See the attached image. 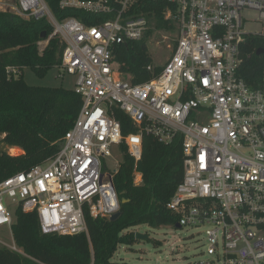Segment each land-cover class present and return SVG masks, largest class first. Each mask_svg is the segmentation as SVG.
Wrapping results in <instances>:
<instances>
[{"label":"built area","instance_id":"2783aa9c","mask_svg":"<svg viewBox=\"0 0 264 264\" xmlns=\"http://www.w3.org/2000/svg\"><path fill=\"white\" fill-rule=\"evenodd\" d=\"M154 1L168 5L163 21L170 29H158L155 15L139 14L140 0H62L60 10L84 14L63 20L46 0H0V12L53 27L44 42L59 38L65 45L60 69L75 77L82 100L59 152L0 183V229L13 237L14 213L21 208L37 214L44 234H88L86 211L110 219L121 207L114 185L121 163L109 170L105 159L114 149L124 158V145L139 162L143 140L152 136L182 146L184 179L168 209L180 228L207 227L208 260L168 264H264V75L252 87L240 74L242 45L264 37V0ZM253 11L261 32L244 29V13ZM150 30L165 41L174 34L176 46L168 44L163 66L148 67L152 79L133 84L114 52ZM156 68L162 71L155 74ZM120 113L135 133L123 135ZM0 246L24 254L14 239Z\"/></svg>","mask_w":264,"mask_h":264},{"label":"trees","instance_id":"16d2710c","mask_svg":"<svg viewBox=\"0 0 264 264\" xmlns=\"http://www.w3.org/2000/svg\"><path fill=\"white\" fill-rule=\"evenodd\" d=\"M61 1L46 0L57 20L71 16L83 19L80 11L60 10ZM167 7L163 2L140 0L137 10L146 17L155 15L158 29H170L163 21ZM52 32L46 20H27L0 12V183L54 157L81 110V97L74 90L33 87L25 82V69L44 78L51 69L61 66L65 45L59 38L50 39L47 47L40 50L39 43L48 40ZM43 33L45 39L41 37ZM152 33L150 30L142 41L118 46L114 52L115 63L133 84L154 76L148 71L152 58L147 43ZM259 49H264V37H249L242 45L244 63L240 74L252 87H258L264 75V55H256ZM160 71L162 68H156L155 74ZM117 118L124 136L136 132L125 114ZM14 148L23 153L11 154ZM121 149L125 155L114 185L120 199L128 202L121 204V216L116 221L94 218L86 211L88 234H44L37 214L18 208L12 234L24 254L0 246V264H111L121 244L135 242L134 235L124 231L141 225L155 229L176 227L179 217L167 205L184 179L180 141L164 145L146 136L139 162L128 154L126 146ZM138 174L142 176L140 183L136 182Z\"/></svg>","mask_w":264,"mask_h":264},{"label":"rangeland","instance_id":"374dc122","mask_svg":"<svg viewBox=\"0 0 264 264\" xmlns=\"http://www.w3.org/2000/svg\"><path fill=\"white\" fill-rule=\"evenodd\" d=\"M16 2V0H10ZM246 23L244 29L248 32L256 33L262 31V23L258 22L257 12H245ZM22 18V17H21ZM24 19V18H22ZM168 39H162L160 33H156L148 40V52L152 58L154 66H163L171 52L168 50V44L175 45L174 34H168ZM47 47L45 42L40 43ZM43 49V50H44ZM60 72L63 75L60 76ZM25 82L33 87H63L69 90L76 89V79L74 76L65 74L60 67L51 69L47 76L41 78L29 69L23 71ZM125 78V77H124ZM127 79V78H125ZM0 139H2L0 137ZM18 151V152H17ZM11 154H22L20 149L10 150ZM123 162L121 154L114 149V157L106 158L105 164L109 170H114L118 163ZM137 181H140L138 179ZM9 197H5V204L10 203ZM207 227L200 229L175 226L152 228L147 225H141L127 231L123 234L132 233L135 242L133 244H121L111 260V263L124 262L126 264H168L173 261L177 262H200L208 260L207 247L205 244L204 232ZM146 236L147 239L137 240L136 235ZM0 241L13 244V237L8 229H0Z\"/></svg>","mask_w":264,"mask_h":264},{"label":"water","instance_id":"95a60500","mask_svg":"<svg viewBox=\"0 0 264 264\" xmlns=\"http://www.w3.org/2000/svg\"><path fill=\"white\" fill-rule=\"evenodd\" d=\"M42 39H45L46 35L45 33H43L41 35ZM256 55L257 56H261V55H264V49H259L257 50L256 52ZM128 202V200L126 198H121V204H126ZM121 216V213L120 212H117L115 213L111 218H110V221L114 222L116 221L119 217ZM177 228H180L179 225L176 226ZM136 238L139 240V239H147L146 236H143V235H140V234H137L136 235Z\"/></svg>","mask_w":264,"mask_h":264},{"label":"bare ground","instance_id":"6f19581e","mask_svg":"<svg viewBox=\"0 0 264 264\" xmlns=\"http://www.w3.org/2000/svg\"><path fill=\"white\" fill-rule=\"evenodd\" d=\"M18 152V151H17ZM120 212V211H119Z\"/></svg>","mask_w":264,"mask_h":264}]
</instances>
